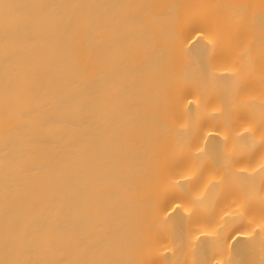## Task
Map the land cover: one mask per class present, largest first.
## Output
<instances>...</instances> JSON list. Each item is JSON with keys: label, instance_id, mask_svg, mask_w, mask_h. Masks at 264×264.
Listing matches in <instances>:
<instances>
[{"label": "bare ground", "instance_id": "1", "mask_svg": "<svg viewBox=\"0 0 264 264\" xmlns=\"http://www.w3.org/2000/svg\"><path fill=\"white\" fill-rule=\"evenodd\" d=\"M0 264H264V0H0Z\"/></svg>", "mask_w": 264, "mask_h": 264}]
</instances>
